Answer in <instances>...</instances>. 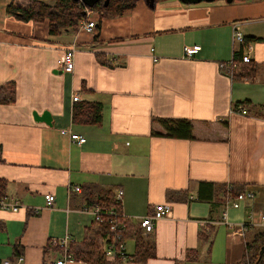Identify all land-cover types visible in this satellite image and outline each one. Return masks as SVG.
<instances>
[{
	"label": "crops",
	"instance_id": "crops-1",
	"mask_svg": "<svg viewBox=\"0 0 264 264\" xmlns=\"http://www.w3.org/2000/svg\"><path fill=\"white\" fill-rule=\"evenodd\" d=\"M26 1L0 0V192L21 205L0 207V260L57 259L63 250L49 242L67 234L72 253L91 242L104 248L88 195L107 190L123 191L122 212L136 222L160 203L172 213L145 232L156 257L104 264H180L197 248L210 257L220 227L229 228L221 222L227 185L255 192L252 202L229 208L228 221L238 228L252 213L249 226H264V0H139L100 25L96 12L87 16L97 21L93 31L57 35L48 21L8 12L9 4ZM235 28L244 43L234 42ZM194 45L201 48L188 56L185 47ZM68 49H74L71 72L60 63ZM240 54L259 65L253 79H234L220 67ZM246 99L251 103L239 107L248 114L233 111ZM80 101L101 104L99 122L73 121ZM156 118L190 119L195 139L153 135L163 129ZM63 129L86 141H72ZM201 182L221 186L219 197L198 199ZM209 227L215 230L210 252L199 239ZM251 227L244 235L227 232L226 251L235 261ZM127 250L134 251L133 240Z\"/></svg>",
	"mask_w": 264,
	"mask_h": 264
},
{
	"label": "trees",
	"instance_id": "trees-1",
	"mask_svg": "<svg viewBox=\"0 0 264 264\" xmlns=\"http://www.w3.org/2000/svg\"><path fill=\"white\" fill-rule=\"evenodd\" d=\"M139 0H96L93 4L88 5L85 0H54L48 2L45 0H30L26 5L11 3L7 10L9 13L16 15L23 21L44 22L48 21L49 33L57 35L65 29L77 31L83 20L87 18V10H93L99 16V25L103 18L122 15L126 10L134 8ZM238 68L232 75L234 79H253L258 72L259 65L252 61H243V54H240ZM251 103L250 100H241L236 102L233 110H237L241 105ZM264 104V103H263ZM262 104V105H263ZM101 104L98 102L80 101L76 102L73 109V121L86 124H94L99 122L101 118ZM162 128L161 131L153 130V135L165 136L170 138L195 139L193 134V122L187 118H156ZM228 186V185H227ZM227 186L223 195H227ZM232 186V185H230ZM221 186L215 183L201 182L198 191V199L214 201L219 197ZM242 191L237 187L232 186V194ZM2 192H0L1 194ZM92 194V192L90 193ZM91 207L100 206L102 208H114L122 213V202L116 197L112 190L102 192L100 196L88 195ZM223 201H221L222 203ZM226 203V202H225ZM119 220L125 225L124 239L126 241H134V251L128 253L129 258L126 260L144 263L150 258L157 256L154 241L149 235H145L143 228L139 222H136L128 217L120 216ZM109 219L102 222L103 235L106 237L109 234ZM247 227H250L247 225ZM254 226L251 227L253 229ZM215 234L213 227L203 229L199 232V239L202 243L208 244V252L211 251L212 237ZM264 245V227L254 229L249 239L245 243L244 253L239 260L232 264H264V253L261 255L260 250ZM75 259L83 260L91 264L109 263L105 260L104 251L96 242H91L84 250L73 253ZM199 249H189L186 259L197 261ZM119 262V261H117ZM114 263V262H113Z\"/></svg>",
	"mask_w": 264,
	"mask_h": 264
},
{
	"label": "built area",
	"instance_id": "built-area-1",
	"mask_svg": "<svg viewBox=\"0 0 264 264\" xmlns=\"http://www.w3.org/2000/svg\"><path fill=\"white\" fill-rule=\"evenodd\" d=\"M94 13L93 10H87V15H91ZM97 21L94 19L84 20L80 24V28L85 29L87 31H93L96 27ZM234 42L235 43H244L245 37L243 34L235 28L234 33ZM200 45L194 46H186L185 52L188 56H192L193 53L200 49ZM243 61L248 62L251 60L248 54H244L242 56ZM63 69L67 72H71L75 66V57H74V49L66 50L60 60ZM238 61L234 58L227 62H221L220 67L227 71L229 74H232L233 71L238 68ZM79 97L74 96V99L77 100ZM241 114H248V110L244 107H239L237 110H233ZM63 134H69L72 141L83 144L86 141V137L80 133H71L69 129H63ZM76 190H80V187H76ZM232 194V186L227 187V195H226V207L222 214L221 222L226 223L231 232V235H244L246 231L247 225H250L255 222L254 215L251 213L249 215V219L241 224L238 228H236V224L228 221V210L230 207L239 208L243 205L244 202L255 200V192L253 190H242L237 192L234 196ZM123 195V191H118L116 197L121 200ZM193 198V197H191ZM46 203L48 207H52L55 203V195L52 193L46 194ZM20 203L18 201H9L5 196L0 194V207L3 209H13L18 210L20 207ZM35 213L39 211V209L34 210ZM93 215L97 222L101 223L105 221V219H109V234L105 237L104 244V257L105 260L109 262H117V261H126L129 258L128 250H127V241L124 239V231L125 225L119 220L120 216L126 217L123 212L120 213L114 208H102L100 206H92L89 210ZM172 213V208L170 204L160 203L157 204L154 210L150 214H146L139 218V223L143 228L144 232L150 233L155 228V223L164 217L169 216ZM261 222L264 224V215L261 216ZM72 238L70 235H65L62 238H52L49 242L52 247H59L63 250V254L57 259H45L37 264H69L74 262L76 259L74 254L70 250L69 244L71 243ZM25 261L23 255H18L15 260L14 259H3L0 260V264H21Z\"/></svg>",
	"mask_w": 264,
	"mask_h": 264
},
{
	"label": "rangeland",
	"instance_id": "rangeland-1",
	"mask_svg": "<svg viewBox=\"0 0 264 264\" xmlns=\"http://www.w3.org/2000/svg\"><path fill=\"white\" fill-rule=\"evenodd\" d=\"M29 1L30 0H27L25 2V4ZM263 227L264 226H259V228H263ZM221 228H223V229L221 230ZM227 229H226V226H222V227H220L219 231L217 232V234L215 236V241L213 244L212 254L210 256L211 258L207 257L205 252L203 254H200V251H199V254L197 255V261L196 262L186 259L184 263H180V264H196L199 260H201L202 256H203V259L200 262H198L197 264H232L235 261V258H234L235 255L231 256L232 255L231 249L229 251V255L227 254V251H226V243L228 245L227 232H229V233L231 232V230L228 227H227ZM253 229H257V226H254ZM251 233L245 235V236H247L246 238L249 239ZM130 244L132 245V242H130ZM227 248H228V246H227ZM239 249H240L241 253L243 254L244 249H245L244 244H241ZM239 254H240V252H239Z\"/></svg>",
	"mask_w": 264,
	"mask_h": 264
},
{
	"label": "water",
	"instance_id": "water-1",
	"mask_svg": "<svg viewBox=\"0 0 264 264\" xmlns=\"http://www.w3.org/2000/svg\"><path fill=\"white\" fill-rule=\"evenodd\" d=\"M78 1V0H76ZM87 2L88 5L90 4H93L94 2H96V0H85ZM148 2H150L152 5L155 4V0H147ZM184 2L186 3H195V2H199V1H202V0H183ZM228 2H232L233 0H227ZM108 2V0H107ZM45 116H49V113H46ZM47 119V118H45ZM264 253V245L261 247V250H260V254L262 255Z\"/></svg>",
	"mask_w": 264,
	"mask_h": 264
}]
</instances>
